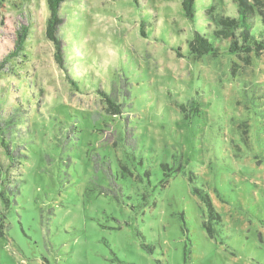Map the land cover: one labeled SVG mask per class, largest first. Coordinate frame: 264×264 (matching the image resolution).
Returning a JSON list of instances; mask_svg holds the SVG:
<instances>
[{
    "label": "rangeland",
    "instance_id": "1",
    "mask_svg": "<svg viewBox=\"0 0 264 264\" xmlns=\"http://www.w3.org/2000/svg\"><path fill=\"white\" fill-rule=\"evenodd\" d=\"M240 3L248 42L217 21ZM50 17L0 0V264H264V0L191 17L182 0H63L52 35ZM195 32L242 47L192 55Z\"/></svg>",
    "mask_w": 264,
    "mask_h": 264
},
{
    "label": "trees",
    "instance_id": "2",
    "mask_svg": "<svg viewBox=\"0 0 264 264\" xmlns=\"http://www.w3.org/2000/svg\"><path fill=\"white\" fill-rule=\"evenodd\" d=\"M62 1L63 0H48V4H49L50 9H51V17L48 20V33L51 35L54 33L55 25L57 24V21H58L59 6H60V3ZM133 1L138 5V0H133ZM194 4H195V0H182V8L184 9L187 17H191L193 15ZM250 17H251V14L249 13L245 4L240 3V11H239V16H238L237 21L233 20L232 23H228V22L225 23V21L223 19L217 20V21H219V24H221V26H224L225 29H227V30L233 29L232 24H234V22H236L237 24L240 23L244 29L243 37L248 42L251 39L254 40V37H251L248 35L251 28L253 27L252 22L250 21V19H251ZM25 32H26V29L23 32H21V34L19 35V38L17 40V47H21L22 44L24 43ZM224 39H225V43L221 42L218 39V37L215 36V34L212 38H210L206 34H202L200 32H195L194 38L190 42V53L192 55H206V54L211 53V52H217V53H219V52H236V51H239L240 48L242 47L237 43V41H235V38L230 33H225ZM178 53H179V55H181L180 52H178ZM57 55H58V53H57ZM57 59H59L58 61H60V58H57ZM73 83H74V85H77V82H73ZM256 92L257 91H255L254 96L252 98L253 99V105L256 106V108H260V104L257 103L256 100H254V98L256 96ZM196 94H198V93H196ZM106 96L108 97L107 101H108L109 105L111 107L115 108L118 113H120L119 105H117L115 103V101L113 99H111L110 96H108V95H106ZM194 100L197 101L196 96L194 97ZM260 109L262 110V112L264 111L263 108H260ZM258 121H261V120H258ZM262 121H264V119ZM2 173H3V169L0 166V183L2 181ZM200 193H201V195L205 196L206 198L208 197V195L206 194V192L203 189H200ZM209 205H210V211H211V214H210L211 225L209 226L208 232L210 233L211 236H214V234L218 233V231H219L216 228V225H218L221 222V218H220L219 213L217 211L213 210V206H211L210 203H209ZM4 219H5V217L3 215H1L0 216V236L5 234V232L3 231V229L6 228V223H5Z\"/></svg>",
    "mask_w": 264,
    "mask_h": 264
}]
</instances>
